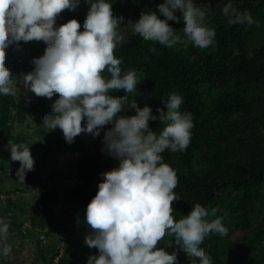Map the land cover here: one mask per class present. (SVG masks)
Here are the masks:
<instances>
[{
  "label": "clouds",
  "instance_id": "obj_1",
  "mask_svg": "<svg viewBox=\"0 0 264 264\" xmlns=\"http://www.w3.org/2000/svg\"><path fill=\"white\" fill-rule=\"evenodd\" d=\"M87 2L90 7L80 31L75 18L56 26L57 16L65 9L74 10L79 0H0V95H15L13 81H17L5 65V50L21 41H43L44 54L33 59V71L22 78L38 97L51 99L59 94L43 123L49 130H62L68 143L81 133L99 136L105 125H112L104 131L102 151L118 166L101 174L98 191L86 206L84 222L92 231L84 243L99 252L90 255L87 264H177L176 252L158 246L166 235L174 237L199 264H212L201 244L209 234L225 236L228 229L221 218L207 219L215 217L217 209L209 211L199 203L188 215L178 220L173 216L178 178L162 156L165 150H186L193 128L191 114L180 111L183 99L175 93L161 98L166 110L158 108L159 115L149 105L140 107L136 99H130L140 81L134 70L122 72V60L114 55L123 40L117 32L122 17L113 15L110 0ZM157 7L164 19L155 11L142 12L127 25L132 34L168 48L178 42L199 49L214 45L215 31L204 24L206 11L195 0H164ZM221 12L229 24L254 23L248 12L238 11L231 3ZM181 18L184 39L168 23H179ZM117 90L125 95L111 94ZM128 109H134V114L120 115ZM155 120L164 125L159 132L149 126ZM9 148L10 159L20 163L18 182L24 184L26 173L34 170L30 148L14 143ZM8 229V223L0 219V242L7 239ZM10 252V245L0 246V256Z\"/></svg>",
  "mask_w": 264,
  "mask_h": 264
},
{
  "label": "rangeland",
  "instance_id": "obj_2",
  "mask_svg": "<svg viewBox=\"0 0 264 264\" xmlns=\"http://www.w3.org/2000/svg\"><path fill=\"white\" fill-rule=\"evenodd\" d=\"M146 1L148 0H123L126 7L121 27L123 40L116 48L132 36L127 25L129 21H137L142 12H147L149 2ZM150 1H155L153 3L156 10L159 4L164 3V0ZM195 3L206 11L204 20L206 26L214 29L215 33L220 31L219 27L227 32L223 46L213 58L218 67L223 66L220 79L216 83H211L203 78L200 82L204 103L202 128L208 129L222 143L234 144L238 148H242L241 141L249 143L256 137L264 140V0H195ZM228 3L234 8H244L254 23L239 24L237 28L234 24H229L228 17L221 12L222 7ZM175 14L182 17L180 10H176ZM171 22L175 33L184 39L183 19L181 18L179 23ZM168 49L185 62L198 53L197 59L201 64L208 61L209 56L215 52L214 46L199 49L191 44L185 46L180 42ZM231 55L247 58V61L240 59L239 64L241 66L243 63L242 65L246 66V72L235 69L230 64ZM253 66L258 71L250 75L248 72H253L251 71ZM135 73L140 81L137 92L133 93L137 97L138 105L143 107L147 104L159 115L157 109L165 108L160 93L154 90L145 69H136ZM13 87L24 113L21 119L15 121L13 133L19 144L30 148L35 164L34 170L26 173L22 184L18 182L16 176V171L20 167L19 161H12L10 155L9 160L0 158V219L9 225L7 239L0 242V246L3 244L11 246L8 256H0V264H53L57 258L59 264H87L89 256L98 255L99 252L98 249L89 248L84 243L86 235L92 231L84 222L86 206L98 191V184L103 179L101 174L118 166L117 160L102 151L104 131L112 125H105L99 136L81 133L72 143H68L62 130L59 128L49 130L43 121L38 119L37 104L41 97L15 80ZM152 125L156 129L154 131L162 130L160 123L159 126L154 123ZM165 153L168 156L178 151L165 150L162 155ZM92 158L97 162V168L94 169L96 180L85 190L80 174L86 167L89 168ZM175 162L179 163L178 160ZM181 164L182 167L185 166L183 169L186 173L190 170L208 171L198 158L191 163L182 161ZM36 185L49 186L57 196L58 201L54 210L58 219L55 227L58 235H49L47 242L41 243L38 241L37 230H34L30 232L33 246L18 244V240L22 239L18 222H21L29 212L27 206L32 200L25 202L19 197L11 201L1 199V196ZM218 192L217 196L211 198L212 202L203 207L209 211L217 209L215 217L209 216L207 219L221 218L228 232L225 236L209 234L201 247L210 258L216 253H224L234 264H264V176L262 180L252 183L247 188L220 186ZM12 205L15 208L10 214L9 207ZM158 246L169 253L176 252L177 264L190 262L199 264L198 259L187 256L180 245L175 243L174 237L166 235Z\"/></svg>",
  "mask_w": 264,
  "mask_h": 264
},
{
  "label": "trees",
  "instance_id": "obj_3",
  "mask_svg": "<svg viewBox=\"0 0 264 264\" xmlns=\"http://www.w3.org/2000/svg\"><path fill=\"white\" fill-rule=\"evenodd\" d=\"M112 2L113 15L121 18L120 25L117 27L118 34L122 35V25L124 22L126 7L123 0H110ZM145 3L143 1H139ZM149 2V3H148ZM155 1H146L148 3L147 12L155 11L164 19L162 14L154 7ZM90 4L87 0H79L78 6L74 10L65 9L56 18V26L66 23L75 18L80 24V31H83V22L86 18ZM240 12H245L244 8H236ZM168 23L174 26L170 21ZM239 24H234L237 28ZM214 38V54L209 56L208 61L200 63L197 59L198 53L191 60L183 61L172 53L166 46L158 42L145 41L139 35H134L130 39L122 43L119 48L114 49L116 58L122 60V72L145 69L153 83L154 90L160 93L161 98H168L175 93L182 97L183 103L180 111L189 113L192 117L193 128L191 129L190 143L186 150L178 151L176 154H163L164 162L167 163L176 173L178 184L174 189L179 199L173 201V216L178 220L182 216L188 215L195 203L205 206L212 202L211 198L218 195L220 186H234L236 188H247L252 183L262 180L264 176V140L256 137L251 142H242V148L236 147L234 144H224L208 129H203L201 122L203 116V97L200 89V82L203 78L211 83H216L223 73V66L213 61L215 53L221 49L224 43L225 34L222 27H219ZM224 33H223V32ZM119 44V43H118ZM117 44V45H118ZM116 45V46H117ZM155 48V53L150 48ZM46 44L43 41L19 42L10 44L5 50V65L9 68L12 76L19 83L22 82L24 74L33 71L34 58H38L44 54ZM240 59L247 61V58L239 55H231L229 57L230 64L235 69H242L246 72V66L240 64ZM254 75L258 70L252 67ZM108 74L105 73V76ZM114 96H123V90L113 91ZM59 98V94H55L51 99L41 97L38 101V119L43 121V117L52 111V104ZM130 99H136L135 94H130ZM134 109L122 110L120 115H133ZM153 114L157 115L156 112ZM24 116L23 108L17 101L15 95H0V158L9 160L10 148L9 143L19 144L18 139L13 133V126L17 119ZM159 126V121H149L150 128L154 131L155 126ZM162 129L164 127L161 124ZM171 156L173 158H171ZM97 158V157H96ZM199 159L208 168V171H184L181 162L191 163L192 160ZM173 159V161H172ZM176 160L179 163L175 162ZM89 168L81 171V180L84 181L82 187L87 190L96 180L94 169L97 168V162L92 158ZM38 187L40 190V202L43 204V212L36 213L33 217V229L49 227L55 228L58 224L57 214L54 210L58 199L55 192L49 186H31ZM28 188V187H27ZM22 222V221H21ZM21 222H18L20 227ZM33 230V231H34ZM40 242V241H39ZM212 264H234L230 257L224 253H216L211 257ZM188 264H198L190 262Z\"/></svg>",
  "mask_w": 264,
  "mask_h": 264
},
{
  "label": "built area",
  "instance_id": "obj_4",
  "mask_svg": "<svg viewBox=\"0 0 264 264\" xmlns=\"http://www.w3.org/2000/svg\"><path fill=\"white\" fill-rule=\"evenodd\" d=\"M21 197L23 201H31L28 203L29 212L22 220L20 227H19V234L22 239L18 240V244L24 243L25 245L33 246V239L30 236V232L33 231V217L36 213L41 214L43 212V204L40 202V190L38 187H30V188H23L19 189L16 192H12L10 194H6L1 196V199L11 200L14 201L16 198ZM14 205L10 206L9 209L10 214L14 210ZM38 232V241L41 243L47 242V238L49 235L57 236L58 232L55 229H51L49 227L44 228H36ZM61 237V236H60ZM53 264H59V259H55Z\"/></svg>",
  "mask_w": 264,
  "mask_h": 264
}]
</instances>
